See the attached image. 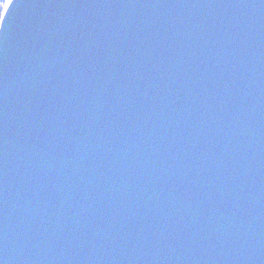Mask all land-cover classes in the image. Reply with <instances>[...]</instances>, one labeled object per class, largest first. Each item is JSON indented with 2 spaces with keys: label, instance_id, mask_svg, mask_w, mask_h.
Instances as JSON below:
<instances>
[{
  "label": "water",
  "instance_id": "water-1",
  "mask_svg": "<svg viewBox=\"0 0 264 264\" xmlns=\"http://www.w3.org/2000/svg\"><path fill=\"white\" fill-rule=\"evenodd\" d=\"M0 27V264H264V0Z\"/></svg>",
  "mask_w": 264,
  "mask_h": 264
},
{
  "label": "snow or ice",
  "instance_id": "snow-or-ice-1",
  "mask_svg": "<svg viewBox=\"0 0 264 264\" xmlns=\"http://www.w3.org/2000/svg\"><path fill=\"white\" fill-rule=\"evenodd\" d=\"M14 4V0H0V18L3 19V22H6L8 13L11 6ZM4 27H0V31H3Z\"/></svg>",
  "mask_w": 264,
  "mask_h": 264
},
{
  "label": "rangeland",
  "instance_id": "rangeland-1",
  "mask_svg": "<svg viewBox=\"0 0 264 264\" xmlns=\"http://www.w3.org/2000/svg\"><path fill=\"white\" fill-rule=\"evenodd\" d=\"M9 2H10V0H9ZM1 20H2V18H0V23H1Z\"/></svg>",
  "mask_w": 264,
  "mask_h": 264
}]
</instances>
